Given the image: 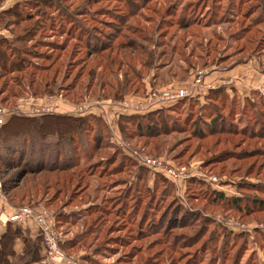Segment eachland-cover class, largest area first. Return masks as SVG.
<instances>
[{
	"label": "rangeland",
	"instance_id": "1",
	"mask_svg": "<svg viewBox=\"0 0 264 264\" xmlns=\"http://www.w3.org/2000/svg\"><path fill=\"white\" fill-rule=\"evenodd\" d=\"M0 6V264H264V0Z\"/></svg>",
	"mask_w": 264,
	"mask_h": 264
},
{
	"label": "trees",
	"instance_id": "2",
	"mask_svg": "<svg viewBox=\"0 0 264 264\" xmlns=\"http://www.w3.org/2000/svg\"><path fill=\"white\" fill-rule=\"evenodd\" d=\"M12 10H8V12H11ZM2 45V44H1ZM5 53H6V49H5V51H1L0 50V59H3L4 58V56H5ZM130 66H132V65H130ZM152 84L154 85L155 83L154 82H152ZM156 112H152V113H150L149 115H147V116H152V115H154V117H152V119H153V122H156L157 123V121H159V119H160V115H159V113H156ZM38 117H41V118H38ZM44 117V119H49L47 122H50L51 120H53V119H55V121H53V122H50V123H45L46 121H44V119H42ZM88 116H83V115H75V114H70V113H62V114H60V113H55V112H53V113H51V112H49V113H44V114H42V115H24V114H13V115H11L10 116V118L8 119V121L4 124V125H2L1 127H0V137L1 136H3L4 137V135H8V134H10V131H11V128H12V126H14V125H16V123H14L13 122V120H17L18 122H21V123H19V125L17 126V127H23L22 129H24V127H25V125H33L34 123L35 124H37L38 122H39V124L41 125V127H46L47 129H50V128H54L55 130L57 129V126H58V124L59 125H65V124H68V119H70V120H74L75 122H76V124H80V122L81 121H83V122H88V118H87ZM141 117V116H140ZM139 117V118H140ZM122 120V119H121ZM37 121V122H36ZM67 122V123H64V122ZM82 122V123H83ZM121 122V121H120ZM62 123H64V124H62ZM38 124V125H39ZM86 124V123H85ZM37 126V125H36ZM137 126H138V129H139V131H140V129H142L143 128V125L141 124V123H137ZM146 127V129H148V131L147 132H149L150 131V127H152V124H148V125H146L145 126ZM39 128V127H38ZM71 128V127H70ZM91 128H92V126H91ZM93 129V128H92ZM33 133H35V135L34 136H32L31 137V142H32V144L34 143L33 142V138L36 136V134H39V132L36 130V132L35 131H32ZM70 138H72V137H70ZM47 141H48V139H47ZM49 142V141H48ZM41 144H44V145H42L41 147H44L46 144H47V142H42ZM34 145V144H33ZM32 145V146H33ZM39 147H40V145H39ZM32 150H35V147H32L31 148ZM63 166H67V164H65V165H63ZM52 167H54V166H52ZM13 204V203H12ZM264 206V205H263ZM20 224V223H19ZM9 226H8V229H6V231L3 233V235H4V237H2V241H4L5 239H6V234H7V232H12V231H14L13 230V228H15V227H13L12 225H11V223H9L8 224ZM12 230V231H11ZM7 245V244H6ZM3 246H1V248H0V254H3V248H2ZM32 258H34L33 256H32Z\"/></svg>",
	"mask_w": 264,
	"mask_h": 264
},
{
	"label": "built area",
	"instance_id": "3",
	"mask_svg": "<svg viewBox=\"0 0 264 264\" xmlns=\"http://www.w3.org/2000/svg\"><path fill=\"white\" fill-rule=\"evenodd\" d=\"M184 89H179L177 91L168 93L164 92L160 94L159 96L154 93V96H158L163 99H171L173 101L178 100L179 98L184 96ZM36 109V108H33ZM32 109V110H33ZM50 110H46L44 112L49 113ZM43 112V113H44ZM13 114H19L17 112H11L6 107H3L0 105V127L4 125L11 115ZM147 163L152 162L149 158L146 159ZM4 199V193L2 191V185L0 183V198ZM1 220L5 223L7 222H16V223H24L28 220H33L39 228L40 233L43 232L44 236V247L46 249V252L53 258H58L59 252H58V239L56 237V234L52 230L51 227L46 226L44 223V219L41 217V215H38L34 210H32L29 207H22L18 209L16 212L12 213L11 215H7L5 217H2Z\"/></svg>",
	"mask_w": 264,
	"mask_h": 264
},
{
	"label": "crops",
	"instance_id": "4",
	"mask_svg": "<svg viewBox=\"0 0 264 264\" xmlns=\"http://www.w3.org/2000/svg\"><path fill=\"white\" fill-rule=\"evenodd\" d=\"M4 6V5H3ZM3 6H0V12L3 10ZM6 6V5H5ZM5 8V7H4ZM32 224V223H31ZM35 225V224H34ZM35 227H36V225H35ZM37 228V227H36ZM36 230H38V228L36 229ZM36 230L33 228V232L31 233V236L33 237V238H36L37 237V232H36ZM19 245H21V244H19ZM18 244L17 245H14V247H16L17 248V246H19ZM39 262H37V264H38Z\"/></svg>",
	"mask_w": 264,
	"mask_h": 264
}]
</instances>
